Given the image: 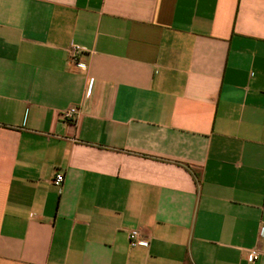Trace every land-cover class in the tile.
<instances>
[{
  "label": "crops",
  "instance_id": "obj_1",
  "mask_svg": "<svg viewBox=\"0 0 264 264\" xmlns=\"http://www.w3.org/2000/svg\"><path fill=\"white\" fill-rule=\"evenodd\" d=\"M0 264H264V0H0Z\"/></svg>",
  "mask_w": 264,
  "mask_h": 264
},
{
  "label": "built area",
  "instance_id": "obj_2",
  "mask_svg": "<svg viewBox=\"0 0 264 264\" xmlns=\"http://www.w3.org/2000/svg\"><path fill=\"white\" fill-rule=\"evenodd\" d=\"M81 50L76 46H72L68 51V58L70 63L75 64L78 60ZM77 114V109L72 107L62 113L61 117L64 120L73 119ZM64 182V176L61 173H57L53 178V184L57 187H60ZM129 244L131 247L146 246L147 243L144 240L140 239L138 231H131L129 233ZM259 257V252L255 249L249 250L247 252L246 260L249 263L255 262Z\"/></svg>",
  "mask_w": 264,
  "mask_h": 264
}]
</instances>
